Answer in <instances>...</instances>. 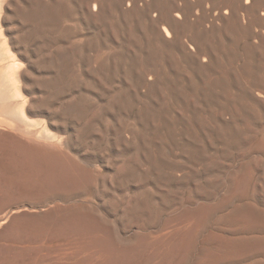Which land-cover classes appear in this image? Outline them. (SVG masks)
Instances as JSON below:
<instances>
[{
  "label": "bare ground",
  "instance_id": "bare-ground-1",
  "mask_svg": "<svg viewBox=\"0 0 264 264\" xmlns=\"http://www.w3.org/2000/svg\"><path fill=\"white\" fill-rule=\"evenodd\" d=\"M0 264H264V0H0Z\"/></svg>",
  "mask_w": 264,
  "mask_h": 264
}]
</instances>
